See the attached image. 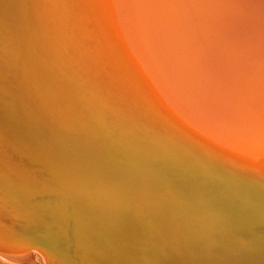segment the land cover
<instances>
[{
  "label": "bare ground",
  "instance_id": "obj_1",
  "mask_svg": "<svg viewBox=\"0 0 264 264\" xmlns=\"http://www.w3.org/2000/svg\"><path fill=\"white\" fill-rule=\"evenodd\" d=\"M83 2L91 8L94 4L99 7L98 13L104 23L103 33L100 31L101 29H97L99 39L103 34L111 41L113 48L117 51L119 49L121 51L118 38L124 39L126 47L121 44L124 47L125 55L124 53L120 54L124 58L126 55L133 57L136 42H142L137 34L143 30L150 44L160 45L174 78L184 82L188 93L201 104L203 109L208 110L214 116L218 114L223 117L227 114L230 117L225 126L229 129L228 136L219 140H212L206 144L199 141L195 142L196 149H207L222 154L224 161L235 163L237 166L246 165L249 162L264 163V0H101L99 3L96 0H83ZM14 8L15 0H0V176L5 179L3 182L6 183L7 181L12 186L10 189L19 195L26 194L43 200L48 196L54 198L57 195L52 193L54 190L80 195L81 192L86 191L87 183L90 181L86 179L85 170L91 175L92 172L89 169L62 161H58V163L62 168L67 169L64 171L67 183L55 176L53 190L33 191L27 185L25 177L29 174H48L50 168L45 163L53 159L38 154L30 149L28 144L36 138H41L42 132L47 134L48 128L44 127H47L49 122L52 124L55 122L60 126L71 123L68 116L75 117L71 113L73 106L88 104L89 109L93 110L94 108L102 115L104 114L102 108H112V99H109L108 96H97L85 90H81L82 93H79L71 86L74 82L71 83L66 75L59 72L57 74L48 67L35 52L34 47H31L32 43L28 44L25 35L23 39L18 35L10 18L15 12ZM112 25H117L120 29L117 40L114 30L112 32ZM128 41L134 44L130 49L127 48L130 45ZM113 48L112 52L114 51ZM126 48L128 52L125 51ZM157 50L155 49V51ZM129 52H132V56ZM132 61L136 64L134 60ZM129 69L131 70L130 66ZM136 69L138 72L141 71L139 66ZM207 72L214 74L215 77L214 80L211 77L212 82L204 80V84L200 77L206 75ZM139 73L143 74V72ZM58 75H62L69 81V92L57 90L58 86L55 80ZM146 77L149 79L148 76ZM156 77L159 85H157V90L161 92V97H166L164 94L167 92L176 93L178 97L182 96L180 91L175 93L172 91L173 87L169 85L168 81H163L158 75ZM101 78L103 82L107 83L103 79L104 76ZM101 78H97V80L103 84ZM106 88L111 92L108 84ZM121 89L124 92L122 87ZM104 90L107 94L105 87ZM132 90L127 92L139 95L138 92ZM139 91L141 92V90ZM220 91H223L222 94L213 98ZM138 95V100L142 102ZM106 111L108 112V109ZM162 114L159 115L175 128H182L185 125L184 120L175 119L174 114L170 111L168 113L163 111ZM41 117L46 119L48 123ZM105 118L109 119L107 115ZM151 118V120H146L148 125L145 123L142 125L147 129L151 128L150 125L161 129L159 126L161 120L158 118V121L155 115ZM112 120L114 119H110L111 122H113ZM137 126L139 127V125ZM30 130H35V137L31 135ZM52 135L56 136L55 140L62 139L60 132L57 133L54 130ZM46 136L48 139L45 142L48 143L49 135ZM116 136L118 134H115ZM51 141L58 144V141L53 139ZM80 141L93 143L92 147L101 146L100 143H96L98 142L96 140L91 142V137L83 138ZM73 143L79 145L77 140ZM16 151L27 156V159L34 165L20 157L13 158L10 154H15ZM150 153L154 157L152 163L164 160L162 156ZM113 161H115L114 157H111L108 162ZM90 163L100 169L105 167L101 162L97 164L94 158H90ZM149 167L151 169L146 170L144 174L135 172L132 176H127L130 181L135 179V186L138 190L145 192V195L152 199L162 198V200H166L167 196H171L170 206H176L177 209L184 210V212L181 213L176 225L170 222L171 220L159 218L160 215L156 216L153 200L148 201L136 193L135 196H131L135 204V213L138 214L139 218L144 219H140L141 221H146L153 229L157 226L156 222L160 223L161 227L159 226L157 232H166L181 237V239L176 238L178 244L181 241V247L178 250L183 249L179 255L185 257L192 251L188 245L184 246L183 244L195 240L192 239L193 237L198 239L196 237L198 233H205L202 229L194 228L193 220L199 218V212L197 210L188 211V208L197 209L205 205L207 191L211 189L212 191L209 193H218L221 198H224V201H231L234 208L237 202L235 199L259 202L257 198L253 197L244 196L241 198L242 194L237 193L234 189L230 190L214 185L212 187L204 181H201L203 184H199V180L194 176V178L185 176L186 170L176 172L170 169L153 168L150 165ZM38 169L41 170L42 174H36ZM97 176L101 178L100 175ZM142 177H146V180L137 182V179ZM172 182L174 183L172 184ZM114 190L110 194L108 188L106 189L107 199L111 201L110 204L116 210L124 212L126 206L123 204H125L126 190L121 188ZM85 194L87 195V192ZM100 195L101 198L105 199L104 194ZM57 206L59 205H48L49 208H52L54 215L58 214ZM100 206L99 209L102 210V214L95 223L100 227H94L90 234L94 235L98 241L104 240V243L89 237L90 235H86L84 238L82 235L76 236L74 242L79 244L76 246L78 251L75 253L82 262L81 264H96L95 261L102 254L107 264H145L144 259L151 261L162 258L156 251V247L168 250L170 246L168 240L153 242L152 250L142 247L134 249L132 247L131 250L121 238V228L126 229L124 222L127 218L122 215V212L119 214L113 209L109 211L110 207L105 202L101 203ZM163 209L168 208L164 207ZM18 213L24 215L23 208L19 209ZM105 215L109 216L110 219L105 218ZM34 221L36 223H33L32 227L41 228V234L44 233L50 239L57 240V233L64 235L68 233V229L61 228L58 230V227H53L44 216L34 219ZM93 223L94 221L91 222V224ZM121 223L124 224L123 227ZM119 227L121 228L119 229ZM79 239H82L81 242ZM199 240L209 247L208 253L211 254L217 253L216 246L221 253L230 252L234 249L235 244L239 243L238 240H235V235L229 232H214ZM82 243L85 247H89L86 250L89 249L92 254L86 250L82 252ZM116 243L122 248H118ZM0 245L4 249L0 248V250L9 256L10 253L15 252L14 250L17 252L18 250L19 252L25 251L26 256H23V259L19 258V261L24 264H31L30 259L34 257L32 255L29 259L28 250H32L31 248L5 243H0ZM72 246L74 247L75 244ZM57 248L59 252L57 254L60 255L58 258L65 264H72L64 259L63 254H61L62 249ZM36 250L44 255L47 264H57L49 259L44 251ZM197 250L201 251L200 253L207 252L206 248L204 250L198 248ZM246 251H249V248ZM173 252L169 250V253ZM94 253H97L98 256ZM4 256L7 258V255L4 254ZM223 256L229 257L228 254H223ZM168 258L171 259L170 255H167L164 261H159L168 264L171 262L170 260L165 262Z\"/></svg>",
  "mask_w": 264,
  "mask_h": 264
},
{
  "label": "water",
  "instance_id": "obj_2",
  "mask_svg": "<svg viewBox=\"0 0 264 264\" xmlns=\"http://www.w3.org/2000/svg\"><path fill=\"white\" fill-rule=\"evenodd\" d=\"M112 26V32L114 30L117 40L120 29L117 25ZM139 33L137 35L142 39V42H136L134 56L129 57V55H126V58L124 56L120 58L121 62L129 64L135 74V80L131 76L132 72H130V69L129 72L123 71L125 67L120 61L113 60L112 63L115 70H110L109 65L100 56L97 57L96 51L90 42L85 44L90 55H93L94 62L100 61L110 74L108 76L104 70L100 71L104 76L103 79L107 82H104L105 86L107 87L108 84L109 89L112 91H108L110 93L108 97L113 102L112 108H102L104 114L101 115L94 108L93 110L89 109L88 104L73 106L71 113L75 117H68L71 119V123L76 125L69 123L68 125L60 126L55 122L54 124L48 123L46 119L41 117L48 123L47 127H44L48 128V144L55 148L54 156H47L53 159L45 163L50 168L48 171H52L55 176L67 183L64 173L67 169L62 168L58 161L89 169L92 175L88 174V171L85 170L87 174L86 179L90 180L87 183L86 191L77 195L54 190L52 193L57 194L54 198L48 196L44 200L37 199L34 196L31 197L22 193V195H19L12 191L10 189L12 186L7 181L6 183L5 181L3 182L5 179L0 176V243L40 249L53 262L65 264L58 258L59 254L57 253L59 252L57 247H59L62 249L61 254H63L67 262L81 264L82 262L75 253L78 251V247L76 246L79 243L74 242V239L78 235H82L83 238L86 235H90L89 237L96 239L90 232L94 227H100L95 223L102 214V210L99 209L101 208V203L105 202L110 207L109 211L113 209L119 214L122 212L116 210L110 204L111 201L107 199L106 191L108 188L111 194L112 190L115 191L114 189L121 188L126 190L125 204H123L126 207L125 211L122 212V215L127 218L125 219L126 222H124L126 229L119 227V229H122L121 238L123 243L131 250L132 247L133 249L142 247L152 250L153 242L169 241L170 246L168 250L156 247V251L159 252L162 258L151 261L144 259L143 262L145 264H164L159 260L164 261L167 255L171 257V259L165 260V262L167 260L171 261L168 264H264V163L249 162L246 165L237 166L235 163L224 161L222 154L207 149L201 150L195 148V142L199 141L206 144L212 140H219L224 136H228L229 129L225 126L230 117L227 114L223 117L218 114L214 116L208 110L203 109L201 104L188 93L184 82L180 79L177 80L176 77L174 78L160 45L155 46L150 44L143 30H140ZM124 36L126 39L125 31ZM118 41L121 47L119 53H124L125 55L123 51L124 47H126L125 40L118 38ZM121 43L124 44V47ZM129 43L128 49L134 45L131 42ZM127 48L125 51H127ZM155 49L158 50L155 51ZM129 54L132 56V52H129ZM129 66L127 65L128 68ZM138 66L141 70L139 72H143V74H140L138 69H136ZM112 71H117V74L121 78H126L130 84L141 90V92H138L139 97L149 105L157 120L158 118L161 120V124H159L161 129H157L151 125V128L148 127L150 129H147L142 125L144 123L148 125L149 123L144 120V117L138 116L137 108L133 107L135 106L134 100L129 94L123 92L120 85L117 84L119 78L113 75ZM166 71L168 72L166 73ZM62 75H58L55 80L58 86L57 90L69 92V81L65 77H62ZM156 75L162 78L163 81H168L169 85L173 87L172 91L174 93L180 91V95L182 96L178 97L176 93L171 94L167 92L164 94L166 97H161V92L157 90L158 81ZM211 77L214 80V74L207 72L206 75L200 77V80L202 83H204V80L212 82ZM126 88L130 87L126 85ZM222 92H218L213 98L219 97ZM107 109L110 113L106 111ZM163 111L166 113L168 111L172 112L175 119L179 121L180 119L184 120L185 125L182 128H175L162 116L158 115H163ZM105 114L109 119L105 118ZM110 119H114L112 120L113 122ZM139 122L141 124H138ZM54 130L57 133L60 132V135L62 134V139H54L56 137L52 135ZM30 131L31 135L35 137V130ZM47 134L42 132V136L39 139L45 142L48 139V136L45 137ZM115 134H118V136L115 137ZM129 134L131 136H128ZM87 137H91V142L94 140L98 141L96 143H100L101 146L92 147L93 143L80 141ZM52 139L58 141V144L52 143ZM75 140H77L79 145L73 143ZM3 145L7 146L6 144ZM150 152L162 156L164 160L152 163L154 157L151 156ZM15 154L10 155L13 158L20 157L34 165L33 162L27 159V156H23L18 151ZM111 157H114L115 161L108 162ZM90 158H94L97 164L101 162L105 167L100 169L94 167L96 165L92 166ZM149 165L153 168L170 169L176 172H184L183 170H186L184 172L185 176L187 178L194 176L199 180V184H203L201 181H204L212 187L214 185L215 187L234 189L237 193L242 194L241 198H244V196L253 197L257 198L259 202L234 198L237 201L234 208L231 205V201H224V198H221L218 193H209V191H212L210 189L206 194L205 205L197 209L188 208V211L197 210L199 212V218L193 220L194 228L202 229L205 233H198L196 235L198 239L193 237L192 239L195 240L190 243L188 242L189 244H183L184 246L188 245L192 251L187 257L179 255L183 249L178 250L181 247V241L178 244V239L176 238L181 239V237L166 232H157L159 226L161 227L160 223L156 222L157 226L153 229L146 221H141L140 219H144L139 218L138 214L135 213V204L131 196H135L136 193L142 195L148 201L153 200L156 216L160 215L159 218L167 221L171 220L170 222L176 225L181 217V213L183 214L184 212V210L177 209L176 206H170L171 196H167L166 200H162V198L152 199L145 195V192L138 190L135 186V179L130 181L127 175L132 176L135 172L144 174L146 170L151 169ZM45 170L47 171V169ZM36 174H42L41 170L38 169ZM97 175H100L101 178ZM144 179L146 180V177L137 179V182H142ZM86 192L87 195L85 194ZM100 194H104L105 199L101 198ZM73 201L74 203H72ZM52 204L59 205L57 206L59 210L70 208L74 216L72 226L65 228L68 229V233L66 235L57 233V240L46 237L44 233L41 234V228L32 227V224L36 223L34 219H39L42 216L46 217L52 225L59 220V215L57 213L55 215L52 214V208L48 207V205ZM164 207L168 209H163ZM21 208L24 210V215L18 213V210ZM105 218L110 219L106 215ZM92 221H94L93 224H91ZM124 224L121 223V226L123 227ZM59 229L61 228L58 227ZM214 232H229L235 235V240H238L239 243H236L234 249L230 252L221 253L216 246L217 253H208L209 247L199 239H203ZM79 240L81 242L82 239ZM98 242L104 243V240H99ZM73 244H75L74 247L72 246ZM116 244L118 248H122L118 243ZM87 247L82 243V252ZM198 248L202 250L206 248L207 252L200 253L201 251L199 252ZM247 248H249V251H246ZM169 250L174 252L169 253ZM86 251L92 254V251L89 249ZM94 254L97 255V253ZM223 254H228L229 257L225 258ZM95 262L96 264H107L103 254Z\"/></svg>",
  "mask_w": 264,
  "mask_h": 264
},
{
  "label": "rangeland",
  "instance_id": "obj_3",
  "mask_svg": "<svg viewBox=\"0 0 264 264\" xmlns=\"http://www.w3.org/2000/svg\"><path fill=\"white\" fill-rule=\"evenodd\" d=\"M100 1L96 0L97 3ZM98 8L96 4H94L93 8L88 7L83 0H15V12L12 13L10 18L12 24L14 23L15 25L13 26L17 29L18 35L22 39L25 35L26 41L29 42L28 44L32 43L31 47H34L35 52L48 67L53 69L57 74L62 73L66 75L71 83L74 82L75 84L71 85L74 89L79 93H82L81 90H85L97 96L106 97L110 93L104 85L101 78L103 75L100 71L104 70L108 76L110 74L100 61L94 62L93 55H90L85 44L90 42L96 51L97 57L100 56L109 65L110 70H115L113 68V60L120 61V58H123V56L113 48L111 41L103 34L101 36L102 39H99L97 29H101L100 31L103 33L104 23L101 21ZM112 48L115 52H112ZM121 63L125 67L123 71L129 72V68L127 67L129 64ZM112 74L119 78L117 84L124 89V92L135 100L138 94H130L127 91L132 90L130 88H133V92L140 91L130 84L126 78L122 77V79L117 74V71H112ZM131 76L134 80L136 79L133 72ZM97 78H101L103 84ZM125 84L130 88H126ZM135 101L134 107H138V116L144 117L145 121L151 120L154 114L149 105L143 103L142 99V102L138 98ZM14 251L9 256V254L0 250V253H2L0 254V264H24L19 260L23 259V256H26L25 251ZM28 251L30 253L28 254L30 256L29 259L32 255L34 256L31 258L33 260L30 259L31 264H47L44 255L40 251L36 249ZM4 254L7 255V258Z\"/></svg>",
  "mask_w": 264,
  "mask_h": 264
},
{
  "label": "snow or ice",
  "instance_id": "obj_4",
  "mask_svg": "<svg viewBox=\"0 0 264 264\" xmlns=\"http://www.w3.org/2000/svg\"><path fill=\"white\" fill-rule=\"evenodd\" d=\"M28 147L42 156H54V146L36 138L28 144ZM56 177L49 172L46 175L29 174L25 177L27 185L33 191H50L54 189ZM59 220L53 224V227L69 228L74 222V216L70 208H62L58 212Z\"/></svg>",
  "mask_w": 264,
  "mask_h": 264
}]
</instances>
